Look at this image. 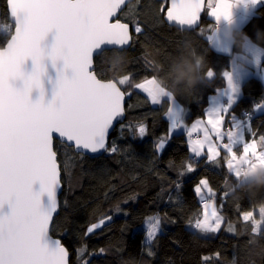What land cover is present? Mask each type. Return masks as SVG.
I'll return each mask as SVG.
<instances>
[{
  "label": "trees",
  "instance_id": "1",
  "mask_svg": "<svg viewBox=\"0 0 264 264\" xmlns=\"http://www.w3.org/2000/svg\"><path fill=\"white\" fill-rule=\"evenodd\" d=\"M166 6L165 0L128 3L118 19L132 28L130 46L105 49L95 57L96 75L116 81L126 94L125 118L111 133L106 153L97 157L55 141L63 190L51 234L68 248L70 264H264V226L253 232L251 220H242L243 212L264 200V184L256 176L241 182L227 169L223 149L216 162H209L206 155L196 157L186 134L170 131L165 115L170 102L165 98L155 105L135 89L137 82L155 77L191 123L205 116L212 94L226 85L222 74L231 69L232 52L212 45L209 37L216 21L207 3L200 25L191 30L168 24ZM9 24L7 1L0 0V48L13 33V24L6 32ZM241 29L253 39L258 30L264 31V2L235 30ZM201 59L214 70L213 77H201ZM122 76L128 77L123 85L118 83ZM261 102L264 83L242 86L240 97L225 114V124L232 125V114L246 120L243 112H250L244 129L247 142L259 143L264 136V111L253 110ZM140 125L146 128L143 136ZM162 138L166 142L158 150ZM234 148L242 153V145ZM259 148L264 146L259 143ZM188 165L194 170L187 171ZM202 178L208 180L222 218L214 233L194 227L203 208L194 189ZM149 217H158L161 229L151 242L146 239ZM92 225L98 227L89 232Z\"/></svg>",
  "mask_w": 264,
  "mask_h": 264
},
{
  "label": "snow or ice",
  "instance_id": "2",
  "mask_svg": "<svg viewBox=\"0 0 264 264\" xmlns=\"http://www.w3.org/2000/svg\"><path fill=\"white\" fill-rule=\"evenodd\" d=\"M237 0H207L210 15L215 18V25L221 19L231 23L232 8ZM253 4L258 0H251ZM125 3V0H7L10 15L14 18L15 34L8 47L0 51V264H67V249L59 240L49 236V226L58 207L59 167L57 152L53 148L54 138L61 144L72 142L78 150L98 153L107 150L106 140L114 121L123 115L122 101L124 93L117 82H101L90 71L93 53L98 46H124L129 42L128 25L119 20L112 23L110 18ZM167 3V0H165ZM205 6V0H170L166 19L181 27L191 28L197 24L199 13ZM165 5H161V11ZM55 29V43L51 51L45 53L41 41ZM139 32L140 28L137 27ZM216 35L218 27H212ZM211 40L212 37L210 36ZM48 55L53 62L62 60L65 69H71L72 75L61 73L54 99L45 104L41 100L33 102L30 92L33 87L41 86L43 72L42 61ZM31 57L34 68L30 73L22 71L25 60ZM256 63H259L257 58ZM237 65L233 63V69ZM215 75L214 70H207V78ZM231 92L238 89L233 84L232 73L222 74ZM12 79L23 80L22 87H14ZM128 77L118 83L124 84ZM142 89L153 104L162 99L170 102L167 117L170 131L182 127L183 114L175 98L164 93L157 86L155 77L143 84ZM234 97L222 107L207 109V124L218 141L227 138L218 148L209 134V128L198 121L193 130H202L203 138L190 140V151L196 157L204 155L216 162L221 148L227 153V166L236 152L234 146L242 145L247 153L257 142H245L241 124L233 117L236 131L221 132L224 113H228ZM264 107V102L255 108ZM140 136L146 128L140 125ZM191 136V132H189ZM162 138L156 145L162 149ZM260 146H264V136L260 137ZM111 151L115 152V146ZM257 155V153H253ZM187 171L194 169L187 166ZM39 181V190L33 185ZM208 181L202 179L194 191L199 194L201 186ZM10 210H6L5 206ZM211 205L204 203V208ZM264 214V208L260 209ZM253 211L242 213V220L253 225L255 232L258 222L253 219ZM221 217L215 208L206 212L203 220H197L194 227L205 233H214L220 228ZM98 225H92V232ZM159 218H149L148 242L156 235ZM229 231H234L229 227ZM83 251L82 249L80 250Z\"/></svg>",
  "mask_w": 264,
  "mask_h": 264
},
{
  "label": "rangeland",
  "instance_id": "3",
  "mask_svg": "<svg viewBox=\"0 0 264 264\" xmlns=\"http://www.w3.org/2000/svg\"><path fill=\"white\" fill-rule=\"evenodd\" d=\"M258 2H260V0H258ZM257 4L258 3L253 4L251 2V0H237V2L235 3L234 7L231 10L232 11V16H231V24H232V27L234 29H236L239 24H242L248 18L249 15H252V13L255 11V8H256ZM233 11H235V14H233ZM209 15H210V12H209ZM221 21H224V23L227 22V21L225 22V20H223V18L221 19ZM137 27L138 26L135 25L134 26V29L136 30ZM218 31L220 32V37H219L220 38V42L219 43H220L221 47L223 49H225L224 47H227V46H229V44H232V39H229L230 37L225 36L222 29H218ZM263 58H264V52H261L260 53L259 63L253 62L251 60H249L248 62H246V61H244V58L243 57H237L233 61V63H235V65H237V67L235 69H233V67H232V70H231L233 84L235 85L236 81L239 82V83H244L243 81H245V80L246 81H248V80L249 81H253L254 80L256 82L257 81H260L259 83H261L262 82L261 80H264V65L262 64ZM238 59L240 61H238ZM245 62H246V66H241V64L242 63H245ZM126 77L127 76H122V77L119 78L118 81H120L121 79L126 78ZM151 79L152 78H146V79H143L142 81L137 82L135 84V89L138 90V91H141L142 93H144V94L147 95V93H145L142 89L137 88L136 85L143 84L146 81L151 80ZM156 83H157V86L159 88H161L157 81H156ZM253 83H255V82H253ZM255 85L258 86L259 84L256 83ZM161 89H163V88H161ZM163 91L166 94H171L169 91H167L165 89H163ZM215 94H217L216 95V98L217 99H221V100H216L213 103L210 102L209 105H208V107H207V109L210 108V107H222V106H224L225 101L229 102V98H230V96H232V97H234V100L232 101V103L230 105V108H231L232 104L235 101H237V99L240 97V92H238V94H235V92L234 93L231 92V90L227 87V84L225 86L219 88L214 94H212V96L215 95ZM171 96L173 97L172 94H171ZM224 98H226L227 100L223 101L222 99H224ZM175 102H176V104L179 105V107L182 110V107L178 103V101L175 100ZM155 105H157V104H155ZM253 110L255 111V113H257V112L260 113V112H263L264 111V107H260V108H255L254 107ZM167 112H168V110H167ZM167 112H166V114H167ZM225 114L226 113H224L223 115H224V117L226 119V115ZM166 117H167V115H166ZM233 117H235V121H239L240 124H245L244 123V121H246L245 119L242 120V118H240L236 114H232L230 116V119H233ZM167 119H168V117H167ZM207 119H208V117H207V110H206L205 116L199 117V118L195 119L194 121H192L191 123L186 122V120L184 119V115H183L182 127L177 128L175 130H172V132H184L186 134V136H187L188 146H189V149H190V143H189L190 140L197 139V138H200V139L203 138V131L202 130H193L192 126H193V124L197 123L198 121L203 122V126L209 128V134L212 137L213 142L219 148L220 147V144L227 143L228 142L227 141V138H225L223 141H218L216 139V137H215V134L211 132V126L207 124ZM225 119H224V122L221 125V132L222 133H227V131L234 129L233 124L235 123V121L232 120V122H231L232 125H227L226 126V124H225L226 123V120ZM243 129L244 128L242 127L241 128V131L242 132H243ZM189 132H191V136H189ZM256 142H257V150L260 151L259 143H258L257 140H256ZM218 143H219V146H218ZM233 150L236 152V155H235L234 158H229L231 160V167H228L227 166V169L231 173H233L236 177L240 178L241 182H245V181H247V180L250 179V178H247V177H249V174H250V171L252 170V168L256 169V168H258V167H260L262 165H257V163H254L253 161H251L250 164H247V165L241 163L240 161H245V159H243V157H241V155H242V153L240 154L241 150L240 151H236L235 148ZM255 151H256V148L253 147L247 153L244 152L242 156H244V158L248 159V157H251V155L249 154V152L250 153H254ZM204 153H205L204 155H206V153H207V147H205ZM258 154H261V153H258ZM260 156L261 155H259L255 159H259ZM226 165H227V161H226ZM240 168H241V170H245V174L244 175L239 174ZM241 170H240V172H242ZM202 179H206V178H202ZM211 194H212V189H211L209 183L207 184V186H201V192L198 194L199 199L202 200V201H205V200L206 201H209L208 203L211 206L208 209H205V208L202 209V215H201L200 220H203L205 213L206 212L210 213L213 208H215L217 214L220 216V212H218V210H217L216 201L211 198ZM261 208H264V205H262L260 207V209ZM260 209H259V213H258L256 207L253 210H251L254 213L253 219L258 222V226L256 227L255 232L260 231V229L264 226V214H262L260 212ZM149 218L146 220L147 222H145L147 224L148 229H149ZM160 231H161V229H160V227H158L156 233H158ZM146 239H147V236H146Z\"/></svg>",
  "mask_w": 264,
  "mask_h": 264
},
{
  "label": "water",
  "instance_id": "4",
  "mask_svg": "<svg viewBox=\"0 0 264 264\" xmlns=\"http://www.w3.org/2000/svg\"><path fill=\"white\" fill-rule=\"evenodd\" d=\"M7 1V0H6ZM131 1L133 0H125V3L123 5H121V7L116 11V14L110 18V22L114 23L116 22L120 15V12L127 6L128 3H130ZM170 6V0H167V6L165 8V14H166V11H167V7ZM205 6H206V0H205ZM205 6L202 8L201 12L199 13V18H198V21H197V24L192 26L191 28L187 27V26H184V27H181L175 23H171V22H168L167 19H166V15H165V20L168 22V24L170 25H174L180 29H186V30H191V29H195L197 28L199 25H200V17H201V14L203 13L204 11V8ZM7 8H8V13H9V21L14 25V30H13V33L10 35V37L8 38L7 42L5 43V45L3 47L0 48V51H3L5 50L7 47H8V43L10 42L11 40V37L12 35L15 34V23H14V18L11 17L10 15V8L7 4ZM121 23H124L122 22L121 20H119ZM124 24H127V23H124ZM128 25V30H129V42L128 44L124 45V46H120V47H117L115 45H103V46H98L97 47V51L93 53V56H92V64H91V67L89 69V71L99 80H101V82H116L114 80H106V79H101L99 78L96 73H95V64H94V59L95 57L100 54L102 51H104L105 49H110V48H119V49H123V48H128L131 44V41H132V28L129 24ZM55 43V29H53L51 32H49L46 37L41 41V47L44 49L45 53H48L49 51H51V48H52V45ZM42 64H43V72L41 74V86L40 87H33L29 96H30V99L33 101V102H36L38 100H41V93L43 92V97H42V100H43V103L47 104L49 102H51L54 97H55V93H56V90H57V86H58V81L60 79V76H61V73H63L64 75H68V76H71L72 75V70L71 69H65L64 68V62L62 60H57L55 62H53L52 58L48 55H45L43 61H42ZM34 68V62L33 60L31 59V57H29L28 59L25 60L24 64L22 65V71L24 73H30ZM10 83L13 84L14 87H22L23 86V80L21 79H12L10 81ZM117 86L120 88L121 92L124 93V99L122 101V106H123V109H124V112H123V115L121 117H118L116 121H114V124H113V127L109 130V134H108V137H107V140H106V148L108 150L109 148V141H110V135L111 133L113 132V130L116 128V126L118 124H120L124 118H125V104H126V94L125 92L123 91V89L117 84ZM3 103V100L2 98H0V105H2ZM59 140V138H54V141H53V148L55 150V141ZM66 145L68 146H71L74 148V150L78 153H82V154H85V155H88L90 157H97V156H100V155H103L104 153H106L107 150H100V152L98 153H91L89 152L88 150H78L75 145L72 143V142H67L65 143ZM57 164H58V167H59V172H60V175H59V189L57 191V201H58V207H57V211L56 213L53 214V219L54 217L59 213V210H60V195L62 193V190H63V183H62V171H61V166H60V163L58 161V156H57ZM39 181H37L34 185H33V189L38 191L39 190ZM6 210H10L7 208V205L5 206ZM53 222V221H52ZM52 222L49 226V236L54 239V240H59L60 239L58 237H55L51 234V226H52ZM61 243V241H60ZM62 244V243H61ZM66 249H67V252H68V257H67V264H70V252L68 250V248L62 244Z\"/></svg>",
  "mask_w": 264,
  "mask_h": 264
},
{
  "label": "clouds",
  "instance_id": "5",
  "mask_svg": "<svg viewBox=\"0 0 264 264\" xmlns=\"http://www.w3.org/2000/svg\"><path fill=\"white\" fill-rule=\"evenodd\" d=\"M214 27L222 29L224 35L230 37L233 41L234 50L231 53L230 63L233 64V61L237 57H243L246 62L249 60L256 62L257 58H260V53L264 52V31L258 30L256 38L253 39L242 29L236 31L229 22L219 24L218 26L214 25ZM246 62L242 63L241 66H246ZM200 67L201 77L207 78V70L209 67L203 59L200 60ZM193 80H195V78H193ZM252 174L259 178V183L264 184V166L256 168L253 170ZM262 205H264V200L256 205L258 213Z\"/></svg>",
  "mask_w": 264,
  "mask_h": 264
},
{
  "label": "crops",
  "instance_id": "6",
  "mask_svg": "<svg viewBox=\"0 0 264 264\" xmlns=\"http://www.w3.org/2000/svg\"><path fill=\"white\" fill-rule=\"evenodd\" d=\"M262 2H264V0H260V2H258V4L259 3H262ZM207 3V2H206ZM241 3V2H240ZM241 11V10H240ZM209 12H210V9H209ZM233 14H235V11H233ZM211 16V15H210ZM212 17V16H211ZM226 22V21H225ZM222 23H224V21H220V24H222ZM244 23V22H243ZM242 23V24H243ZM242 24H239L238 25V27L239 26H241ZM211 37H212V39H211V43H212V45L217 49V50H219V51H223V52H225V53H231L232 52V44H229V46H227V47H224L225 49H223L222 47H221V45H220V32H218L216 35H214L213 36V34H211ZM229 39H231V38H229ZM238 61H240L239 59H238ZM232 67H233V64H231V69H229L228 71H230L231 72V70H232ZM262 82L261 83H264V80H261ZM244 83H239V82H237L236 81V83H235V86H236V88L238 89L236 92H235V94H238V92H240V95H241V93H242V87L241 86H248V87H253V86H256L255 84L256 83H258L259 84V82L260 81H243ZM253 82H255V83H253ZM227 84V83H226ZM241 90V91H240ZM216 95L217 94H215V95H213V96H211L210 97V102L211 103H213L214 101H216V100H221V99H217L216 98ZM223 101H225V100H227L226 98H224V99H222ZM226 102V101H225ZM258 113V112H257ZM244 128L245 129V127H246V124H241V128ZM244 129H243V135H244ZM231 131H236V129L234 128V129H232ZM244 141H245V139H244ZM245 142H247V141H245ZM249 142H252V141H249ZM256 148V147H255ZM251 150V149H250ZM249 150V151H250ZM243 151H242V155H243ZM255 153H257V155H253V153H250L249 152V154L251 155V157H248V159H246V158H244V156H242L241 155V157H243V159H245V161H240L241 163H243V164H245V165H247V164H250V162L251 161H253L254 163H257V165H262V166H264V149H262V150H260V151H258L257 150V148H256V151H255ZM258 153H261V154H258ZM259 155H261L260 156V158L259 159H255V158H257ZM256 165V166H257ZM240 170H241V168H240ZM240 170H239V174H245V170H241L242 172H240ZM253 170H255L254 168H252V170L250 171V174H249V177H247V178H254L255 176L252 174L253 173ZM205 202H209V201H203L202 202V209H204V203ZM213 210V209H212ZM218 210V209H217ZM221 224H222V219H221ZM221 224H220V226H221Z\"/></svg>",
  "mask_w": 264,
  "mask_h": 264
},
{
  "label": "bare ground",
  "instance_id": "7",
  "mask_svg": "<svg viewBox=\"0 0 264 264\" xmlns=\"http://www.w3.org/2000/svg\"><path fill=\"white\" fill-rule=\"evenodd\" d=\"M243 114L246 116V121H244V123L245 124H247V120H248V118H249V115H250V112L249 111H247V110H245L244 112H243ZM243 120V119H242Z\"/></svg>",
  "mask_w": 264,
  "mask_h": 264
},
{
  "label": "built area",
  "instance_id": "8",
  "mask_svg": "<svg viewBox=\"0 0 264 264\" xmlns=\"http://www.w3.org/2000/svg\"><path fill=\"white\" fill-rule=\"evenodd\" d=\"M8 29H9V31L7 30L6 32H9V33L13 30V26H12V24H9V25H8ZM226 126H227V125H226Z\"/></svg>",
  "mask_w": 264,
  "mask_h": 264
}]
</instances>
